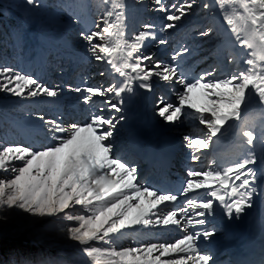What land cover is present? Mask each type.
<instances>
[{
  "label": "snow or ice",
  "instance_id": "1",
  "mask_svg": "<svg viewBox=\"0 0 264 264\" xmlns=\"http://www.w3.org/2000/svg\"><path fill=\"white\" fill-rule=\"evenodd\" d=\"M25 3L33 8L38 6V0H25ZM104 3L110 7L103 11L92 29L81 31L80 37L92 58L107 64L112 73L118 74L119 80L108 86L83 89L66 86L70 91L87 93L83 96L85 102L111 93L120 98L119 106L110 101L105 103L121 112L125 103L122 94L132 93L134 85L151 90L153 77L181 85L178 104L161 100L157 111L170 123L180 121L188 109L196 111L199 123L206 130L184 137L193 162L200 160L198 153L209 149L214 138L227 131L230 121L240 119L251 100L264 106V0H217L235 40L252 50L243 60L244 69L224 78H211L215 69L190 78L180 71L179 63L154 61L155 53L145 52L144 48L146 41L156 39V25L145 23L143 30L126 36L124 0H104ZM153 3L152 10L164 14L163 30L167 31L187 18L197 0L169 4L153 0ZM226 4L238 5V8L224 12ZM203 8L210 9V5L204 3ZM213 33V27L209 26L196 35L208 38ZM189 52L190 49L182 45L172 60L178 61ZM0 91L18 98L42 95L57 98L65 89L41 83L35 73L26 74L15 67L0 65ZM194 91L202 92L204 104L193 102ZM37 119L45 126L51 143L39 146L0 143V171L10 170L13 174L11 178L0 179V209L17 208L37 218L62 215L64 221L73 222V226L66 228L67 236L83 246V253L94 264H98L101 257H107L109 264H210L213 254L203 245V240L213 237L217 227L214 224L203 227L210 224L208 217L219 208L227 218L234 215L239 218L253 207L258 188L264 190V185L257 184L258 179L264 178V168L255 167L258 159L264 160V150L258 157L254 143L258 136L250 128L241 132L247 146L245 156L226 168L189 170L185 186L178 194H173L141 185L134 160L125 156L113 158L109 138L117 124L125 119L123 115L119 119L93 115L90 122L72 124L69 129L57 119H46L43 115ZM259 139L264 145V130ZM14 161L21 162L22 166H15ZM197 190H206L207 196L187 199L188 207L168 211L163 216L153 211ZM77 205L82 208L81 214H72L71 209ZM182 221L181 238L174 242H140L139 246L119 249L113 244V237L125 229L153 224L181 227ZM4 223V219H0V264H51L47 258L15 248L6 249L5 244L18 237L15 231L5 229ZM197 227L201 230L197 231ZM93 242H104L109 247L94 246Z\"/></svg>",
  "mask_w": 264,
  "mask_h": 264
},
{
  "label": "rangeland",
  "instance_id": "2",
  "mask_svg": "<svg viewBox=\"0 0 264 264\" xmlns=\"http://www.w3.org/2000/svg\"><path fill=\"white\" fill-rule=\"evenodd\" d=\"M172 2L179 0H164L165 4ZM124 3L126 36L143 30L142 25L145 23L156 25V39L146 41L144 48L145 52L155 53L154 61L163 64L179 63L180 71L186 72L190 78L211 72L213 69L215 72L211 78H224L244 69L243 60L252 50L235 40L217 0H197L196 6L187 18L177 22L174 29L167 31L163 30L164 14L152 10L155 7L153 0H124ZM204 3H208L210 9H204ZM109 7L110 5L105 4L104 0H38V6L34 8L28 6L25 0H0V65L15 67L16 70L26 74L35 73L41 83L65 89L57 98L43 95L35 98H18L0 91V143L5 145L24 143L37 146L51 143L45 126L37 119L40 115L46 119H57L66 129L72 124L82 125L90 122L93 115L115 119L123 115L125 119L117 124L113 136L109 138L113 144V158L125 156L134 160L139 169L144 168V164H141L144 153L138 154V151H135L132 136L136 137L144 147V151L150 152L153 143L157 145L156 150L160 147L169 150L179 149L181 156L180 163H177L178 170L170 179L167 177L163 182L174 183V186L177 180L182 179L184 182L182 187L189 178V170L226 168L245 156L247 146L243 143L244 138L241 135L243 130L250 128L257 133L258 139L254 143L257 156H260L261 151L264 150V145L259 139L261 131L264 130V106L255 99L243 109L239 120L230 121L226 126L227 131L219 138H214V143L209 149L198 153L200 160L193 162L190 158L191 150L185 146L184 137L206 130L205 126L199 123L196 111L188 109L181 120L175 123L166 122L157 111L161 100L178 104L177 93L183 90L181 85L173 81H164L159 77H153L151 90L134 85L132 93L122 94L121 98L125 103L121 112H116L105 103L110 101L119 106L120 98L111 93L105 97H93L91 101L85 102L82 97L87 93L68 90L66 86L69 84L73 88L83 89L98 85L108 86L110 82L119 80L118 74L112 73L107 64L92 58L86 50V42L80 37V32L92 29L94 23L99 22L103 11ZM232 7L238 8V5L226 4L223 11L229 12ZM116 10L119 11L118 8ZM209 26L214 29L210 37L203 38L196 35L198 31ZM160 40L166 43L161 44ZM182 45L187 46L190 52L184 54L178 61H173L175 51ZM233 57L235 59H232ZM101 72L104 73L103 76L100 75ZM192 99L195 103H205L200 91H194ZM220 147L225 150L224 153L220 152ZM213 161L216 163L214 164ZM258 162L257 169L264 168V160L258 159ZM13 163L17 167L22 166L19 161ZM165 171L169 172V170ZM147 172L143 174L138 171V182L150 187L153 181L151 173ZM12 175L10 170L0 171V179L11 178ZM167 175L169 176L165 173V177ZM258 185H264V178L258 179ZM259 195L262 232L264 231V190L259 189ZM206 196V190H197L195 193L179 196L182 198L181 204L175 207L160 209L159 206L153 211L158 213L159 210L160 215L163 216L168 211L188 207L187 199ZM71 212L81 214L82 208L77 205L71 209ZM0 219L5 221L3 227L15 231L18 237L13 243L18 244L16 246L12 244L8 248L47 258L51 264H94L83 253V246L67 236L66 228L73 226V222L64 221L62 215L37 218L20 209L12 208L0 209ZM208 219L210 224L203 227L209 228L214 224L217 227L214 238L218 241L212 242L209 238L204 241V246L213 248L219 246L220 241L225 239L224 213L218 208ZM182 226L183 221L181 227L137 225L113 237V244L119 249L139 246L140 242H174L181 236L174 237L172 233L176 230L181 233ZM160 231L162 234L159 233ZM93 245L101 248L109 247L104 242H93ZM209 250L217 257L216 251ZM166 258L162 257V259ZM98 264H109L108 258L101 257Z\"/></svg>",
  "mask_w": 264,
  "mask_h": 264
},
{
  "label": "bare ground",
  "instance_id": "3",
  "mask_svg": "<svg viewBox=\"0 0 264 264\" xmlns=\"http://www.w3.org/2000/svg\"><path fill=\"white\" fill-rule=\"evenodd\" d=\"M93 65H91L92 67ZM106 79V78H105ZM104 79V80H105ZM83 98V97H82ZM81 101V100H80ZM63 122V121H62ZM17 123V122H16ZM162 130V129H161ZM132 142H133V146L135 148L136 151H138V153H144L143 155L146 156L147 158H149L150 164L152 166H154L155 162H158V157L154 154L157 153L159 150L164 149V147H160V149L156 150L157 145L156 143H153L150 147V152L148 151H144V147L138 142V140L136 139L135 136H132ZM166 151V150H165ZM220 152H225V150L223 148H220ZM168 152H166V154H168ZM171 153V151H170ZM164 154H162V156L164 157ZM147 172V170L145 171ZM165 173H170L164 170V175L162 177H159V179H163L165 178ZM161 185L160 186H154V189L158 190L159 192H161L162 189L164 187H166V185H168L169 183L163 182V180L160 181ZM163 182V183H162ZM168 182H170V180H168ZM182 179H179L175 182V185L173 186L172 190L175 189V191H180V189L182 188V185L184 184V182ZM237 183H239L237 181ZM174 184V183H172ZM258 184V181H257ZM150 187H153L150 185ZM259 188L258 191L256 193V195L253 197V207L250 209H246L244 214H241V216L239 218H237L235 215L232 218H227L226 214L224 213V229H225V239L221 242L220 246L214 247V251L217 252V258L216 260H213L210 264H221V261H223V259L225 257H227L228 255L226 254L227 252H229L230 249L236 250L238 246H246V245H250V244H255L257 242V240L259 241V245L260 244H264V234L262 232L264 231H260V227H261V213H260V207L258 205V200H259ZM182 198H178V200L174 203H168L166 202L163 205H160V209H167L170 208L172 206L175 207V205L177 204H181ZM157 215H160V211L158 210V213H156ZM238 224H246L247 225V230L244 232L238 231L237 229V225ZM171 226V225H170ZM191 227V226H189ZM135 228V227H133ZM132 229V228H129ZM197 231L201 230L200 227H197L196 229ZM178 231V230H176ZM174 232L172 236H181V233L178 232ZM162 231H160L159 233H161ZM182 232V230H181ZM171 235V233H170ZM218 236V235H216ZM263 237V239H259L260 237ZM223 238V237H222ZM212 240H214V236L211 237ZM204 241L203 240V245H204ZM213 242V241H212Z\"/></svg>",
  "mask_w": 264,
  "mask_h": 264
},
{
  "label": "trees",
  "instance_id": "4",
  "mask_svg": "<svg viewBox=\"0 0 264 264\" xmlns=\"http://www.w3.org/2000/svg\"><path fill=\"white\" fill-rule=\"evenodd\" d=\"M13 243H15V242H10V243H7V244H5V248L7 249L8 247H10ZM18 243H16V244H13L14 246H16ZM21 245V244H20Z\"/></svg>",
  "mask_w": 264,
  "mask_h": 264
}]
</instances>
